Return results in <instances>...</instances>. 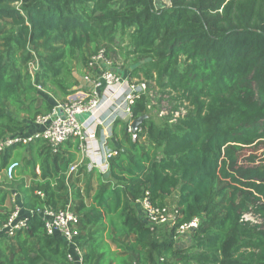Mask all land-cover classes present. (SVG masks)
Segmentation results:
<instances>
[{"label": "trees", "instance_id": "16d2710c", "mask_svg": "<svg viewBox=\"0 0 264 264\" xmlns=\"http://www.w3.org/2000/svg\"><path fill=\"white\" fill-rule=\"evenodd\" d=\"M169 2L0 0V139L30 131L55 104L47 94L64 101L73 93L74 71L87 70L100 49L122 56L129 80L156 90L171 115L181 112L161 127L143 119L134 140L128 122L116 120L110 174H96L90 203L89 184L74 176L86 165L69 172L78 139L57 152L41 139L0 152V173L19 162L0 182V227L12 190L29 212L26 229L0 237V264H73L37 213L68 205L83 264H264V156L240 161L246 148L264 145V0ZM147 92L131 104V119L147 114ZM175 190L176 216L159 234L134 203L148 192L164 206ZM194 217L192 242L177 248L176 231Z\"/></svg>", "mask_w": 264, "mask_h": 264}, {"label": "built area", "instance_id": "2783aa9c", "mask_svg": "<svg viewBox=\"0 0 264 264\" xmlns=\"http://www.w3.org/2000/svg\"><path fill=\"white\" fill-rule=\"evenodd\" d=\"M112 64L110 58L105 55L103 49L91 55L87 62V70L92 73V87L88 92L78 91L74 95H68L66 100L57 101L52 109L46 114L38 115L33 126L36 128L32 131H26L22 134L7 135L0 139V152L6 151L11 146L16 144L28 145L33 140L41 139L50 148L52 152H57L62 144L68 141L71 137H78L80 157L78 161L70 164L69 172L77 169L84 158L88 160L87 168H97L101 173L109 169V160L115 155V150L105 147V142L101 146L96 145V137L92 128H86L85 123L96 120L92 118L96 109L102 107V100L105 96L110 104L123 109L124 114L114 116L123 118L130 116V106L135 99L141 94L147 92L145 82H135L128 80V76L116 73L109 66ZM35 69L33 64L29 65V70ZM39 87V86H38ZM183 112V111H182ZM90 114L83 121L81 118L85 114ZM181 112L175 111L172 114L174 120ZM98 119V117H97ZM126 131L130 134L132 140L137 138V132L133 131L128 122ZM19 165L17 160L11 161L8 166L0 173V182L2 179H11ZM42 195V194H40ZM17 191H11V201L14 203V208L10 213L7 222L0 227V237L10 238L18 231L24 230L27 227V216L29 212L23 210L19 200ZM139 205L140 218L149 225L150 229H155V226L173 223L176 216V207L172 209L164 206H154L149 197L148 192H145L139 199L136 200ZM37 213L41 217L44 225V230L47 235L55 236L62 239L69 246L67 259L73 264L82 263V253L79 247L73 241V236L76 234L74 228L77 221V215L68 206L60 210H53L46 207L38 210ZM246 215H243L245 219ZM199 225V217H194L189 222L179 226L177 232L193 230Z\"/></svg>", "mask_w": 264, "mask_h": 264}, {"label": "rangeland", "instance_id": "374dc122", "mask_svg": "<svg viewBox=\"0 0 264 264\" xmlns=\"http://www.w3.org/2000/svg\"><path fill=\"white\" fill-rule=\"evenodd\" d=\"M154 2L157 8L170 5L169 0H154ZM125 45H126V41L124 42V46ZM110 60L112 61V64L109 66L110 68L114 69L116 73H120V74L124 73V76H127L128 66L125 64L122 56H120L119 54H116V56L113 59L110 58ZM73 68L75 70L76 66ZM79 74L80 73L77 72L76 70L74 71V75L76 76V78L79 76ZM128 80H129V77H128ZM133 81H137V79H134ZM155 92L157 91L152 90V91L147 92L149 102L147 105L146 118H148V121L151 122L154 126L161 127L163 125L171 123L173 117L171 115V107L169 103L167 102V100L160 97V95L156 94ZM47 97H48V100H50L51 102H55V99H53L49 94H47ZM241 154L242 156L240 157V161L242 163H245L244 159H246V157L250 154H256L258 158H261L262 156H264V145H260L258 149L256 150H253L251 148H246V150L242 152ZM80 165L82 164H79L78 168L80 167ZM177 195H178V191L175 190L172 194H170L167 197L165 204L167 205L168 208L170 209L173 208L175 200L177 199ZM134 208L137 214L138 208H136V206ZM246 218L250 220L261 221V220L255 219L251 215H246ZM199 223H200V218H199ZM155 227H157V232L160 234L164 231L165 232L169 231L171 228V225L169 222V223H165L163 225H158ZM191 242H192V230H186L184 232L176 231L175 246L177 248H183Z\"/></svg>", "mask_w": 264, "mask_h": 264}, {"label": "crops", "instance_id": "0c3cea01", "mask_svg": "<svg viewBox=\"0 0 264 264\" xmlns=\"http://www.w3.org/2000/svg\"><path fill=\"white\" fill-rule=\"evenodd\" d=\"M91 76H92V73H90L86 69L83 70V72L80 73L79 76L77 77V85L73 87L74 91H73V93L70 94V96L76 94L78 91L88 92L92 87ZM106 97L107 96H105L103 99H101L102 100V107H99L98 109H96V111L92 117V118L96 117V120H93V122H90V123H85V126H86V128H92L94 130V134L96 137L95 139H96V143H97L96 145L101 146L102 142L104 141L106 148L114 150L115 149L114 148L115 147V141H113V138H112L113 125H114V122L116 120H118V119L124 120L125 117H123V118L118 117V118L114 119V116H116L118 114H124V111L122 108L119 109L118 107H115L114 104H110L108 101V98H106ZM56 102L57 101H55V103ZM89 115H90L89 113L83 115L81 120L83 121L84 119H87L89 117ZM97 117H98V119H97ZM30 129H32V131H33L36 128L33 125H31L30 127H28V130H30ZM73 138L78 139V137H74V136L71 137L70 139H73ZM68 141H66L64 144H62L61 148L64 147V145ZM80 153H81V151L79 148V153H77L78 159L80 157ZM87 163H88V160H86L84 158V160L82 161L81 164L87 165ZM36 172L39 173L38 167H36ZM97 173H101V172L95 167H93L92 169L87 168L86 174L84 176L78 175L77 173H74L75 177L80 176L81 183H82L83 187L87 186V184H89L90 190H88V193H87L86 199H85L87 203L91 202V195L93 194L94 190L97 187V179H96ZM26 180L29 182L30 178H26ZM19 200H20V197H19ZM166 200H167V198H166ZM176 200H175V203H176ZM175 203H174V206H175ZM135 206H136V208H138L137 215L139 216V214H140L139 205L136 202L134 203V207ZM113 248H115L114 245H113Z\"/></svg>", "mask_w": 264, "mask_h": 264}, {"label": "water", "instance_id": "95a60500", "mask_svg": "<svg viewBox=\"0 0 264 264\" xmlns=\"http://www.w3.org/2000/svg\"><path fill=\"white\" fill-rule=\"evenodd\" d=\"M145 118H146V114L142 115L138 118H135V119H131L130 116H126L124 118V121L130 122V126L132 127L133 131H136L138 129L139 125L141 124V121ZM109 174H110V170H107L106 172L103 173V176L106 178L109 176Z\"/></svg>", "mask_w": 264, "mask_h": 264}]
</instances>
